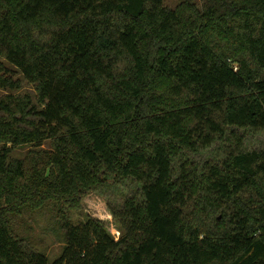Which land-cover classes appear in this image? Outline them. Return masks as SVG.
Masks as SVG:
<instances>
[{
	"label": "trees",
	"instance_id": "16d2710c",
	"mask_svg": "<svg viewBox=\"0 0 264 264\" xmlns=\"http://www.w3.org/2000/svg\"><path fill=\"white\" fill-rule=\"evenodd\" d=\"M20 73L35 94L0 97V264H264V148L241 131L264 129V0H0V87ZM130 178L118 239L62 217L50 261L11 224Z\"/></svg>",
	"mask_w": 264,
	"mask_h": 264
},
{
	"label": "rangeland",
	"instance_id": "374dc122",
	"mask_svg": "<svg viewBox=\"0 0 264 264\" xmlns=\"http://www.w3.org/2000/svg\"><path fill=\"white\" fill-rule=\"evenodd\" d=\"M186 1H192L200 9L204 4V0H164V4L176 8ZM11 67L15 69L14 66ZM17 76L22 79L23 86L13 91L0 87V97L7 93L28 92L35 94L34 86L24 79L21 73ZM241 131H246L242 148H264V129H243ZM43 147L50 148L51 145L46 141ZM235 147V144L222 142L201 147L194 154L183 153L174 159L175 172L176 174L180 172L181 163L185 159H196L197 163L202 165L207 160L225 157ZM30 148L29 144L17 147L12 155L23 157ZM141 189L142 184L131 178L119 182L110 181L104 187L93 189L80 198L66 199L62 202L50 200L36 210L26 207L21 213L10 216L11 224L16 233L25 238L28 246L46 254L49 260L53 261L60 256L67 244L66 229L61 223L62 217L74 222L85 221L89 217L99 219L118 239L122 236L123 231L108 203L119 205L128 196L141 195Z\"/></svg>",
	"mask_w": 264,
	"mask_h": 264
}]
</instances>
